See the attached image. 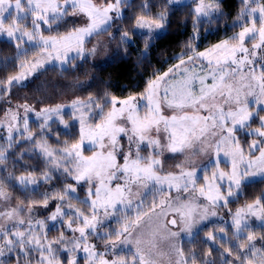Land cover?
Here are the masks:
<instances>
[{"label":"snow or ice","instance_id":"1","mask_svg":"<svg viewBox=\"0 0 264 264\" xmlns=\"http://www.w3.org/2000/svg\"><path fill=\"white\" fill-rule=\"evenodd\" d=\"M194 5L193 42L203 25L211 30L216 24L219 31L224 18L221 0ZM131 6L129 0H0V39L14 49L21 69L0 78V100L7 97L11 105L12 90L26 88L23 82L38 66L55 61L61 71L76 67L73 61L85 58V38L110 33ZM152 7L145 0L128 21L131 27L117 26L110 41L119 37L127 54L132 38L141 35L147 58L152 33L168 21L163 11L150 14ZM78 12L88 22L61 34L59 22ZM225 28L233 35L176 56L174 67L154 74L139 97L104 92L69 104L8 108L0 123L7 129L0 143V264H80V253L84 264H217L214 254L220 264H264V193L229 209L246 195L249 178L264 181V0H240ZM29 46L38 59H25ZM96 52L93 47L88 54ZM30 113L40 121L37 133L29 128ZM53 124L63 131H53ZM240 133L251 139L247 150ZM53 135L56 147L48 143ZM61 135L68 137L63 143ZM28 152L37 163L21 166L18 175V161ZM165 153L181 157L178 171L165 169ZM221 154L230 171L221 169ZM201 155L209 157L207 164L196 163ZM173 190L187 196L173 197ZM218 208L229 209L230 223L223 217L205 223ZM154 217L158 223L146 234L142 229ZM201 231L207 252L186 253L181 233L194 242Z\"/></svg>","mask_w":264,"mask_h":264},{"label":"trees","instance_id":"2","mask_svg":"<svg viewBox=\"0 0 264 264\" xmlns=\"http://www.w3.org/2000/svg\"><path fill=\"white\" fill-rule=\"evenodd\" d=\"M153 5L149 9L150 14L155 15L164 12L168 21L162 34L149 42V51L147 58H143L141 53L144 51V42L141 35L132 38L133 44L128 48L127 54L123 51V46L119 44V37L112 42L113 51L108 60L104 62H91L89 60L77 61L76 67L70 66L66 71L56 67L48 68L42 71L26 88L16 87L12 90L13 96L11 102H28L37 108L55 105L63 101H71L80 98L87 99L89 95L96 96L108 92L119 99L134 95L139 97L147 86V82L154 77V74H163L169 68L174 67L175 57L181 53H188L191 46L198 47L199 50L214 45L219 40L233 35V32L225 28V24L231 25L235 20L239 9L240 0H221V10L224 13L219 25V31H216L217 25L213 24L211 30L208 25H203L199 33V38L192 41L194 18L190 15L193 9V3L179 1L177 4H166L165 0H148ZM132 6L124 8L126 17L123 21H118L117 26L128 29L131 25L128 23L133 15H139V7L145 0H131ZM14 49L5 41L0 39V62L11 60L6 66L0 63V78L6 75L16 74L19 68V61L13 59ZM7 97L0 100V116L5 112L8 103ZM36 101H43L37 104ZM71 122V121H70ZM33 133L38 132L37 122H32ZM59 129L63 131L62 125L53 124V131ZM78 135V128L73 133ZM68 137L61 135L59 143H63ZM48 143L56 147L57 137L53 135ZM88 152V151H87ZM31 156V159L28 157ZM37 163V156L31 152L26 153V158L18 161L16 172L21 174V166H33ZM245 196L239 200L233 201L229 207L236 209L242 207L246 202H251L252 198L264 193V181H255L248 184L244 189ZM15 195V194H14ZM83 195V194H82ZM116 227V225H113ZM209 230H212L211 228ZM204 232H200L194 242L184 240L182 247L187 253L190 249L195 251L197 256L203 257L207 252V246L201 241L205 240ZM229 239L231 236L229 234ZM219 247V243L216 245ZM221 251L223 249L221 248ZM217 264H220V258L214 254ZM80 261L83 258L80 257Z\"/></svg>","mask_w":264,"mask_h":264},{"label":"rangeland","instance_id":"3","mask_svg":"<svg viewBox=\"0 0 264 264\" xmlns=\"http://www.w3.org/2000/svg\"><path fill=\"white\" fill-rule=\"evenodd\" d=\"M130 1L131 0H129V2ZM179 1H184V0H179ZM185 1L186 2H191V3H193V7L195 6L194 5V0H185ZM61 2H63V0H61ZM89 2L95 4V3H102L103 0H89ZM173 4H177V3H173ZM122 11H124V9H122ZM118 21L119 20H116V21L112 22L113 27H112L110 33L105 34V35H101V36L86 37L85 38V44H84V48H85L84 56H85V58L76 59L75 61H73V63L76 65L78 60L79 61H81V60L82 61L83 60H89V61H91L93 63H95V62H104V61L108 60L110 55H111V53H112V51H113V48H112V42L113 41H110V36H111L112 33H114L116 31L115 25L118 24ZM87 22H88L87 21V17L84 15V13L78 12L76 15H71L70 14L69 16L64 18V21L59 22V30H60L61 34H63L66 31L71 30L73 27H82ZM47 27L48 26H45V28H47ZM56 27H57V25H55V24L52 25V28H56ZM139 31L141 33H146L147 29H142V30H139ZM163 31H164V29L156 30L155 32L152 33V35L154 37H156V36L162 34ZM45 34H47V33H45ZM211 46H209V47H211ZM93 47H97V52L94 55H89L88 53ZM209 47H206L204 49L199 50L198 47H196V45H194V47L191 46L189 48L188 54H191V49H197L199 51H205ZM32 51L33 50L29 46V55L27 57H25V59H27L28 61H32L34 59H38L37 56L32 54ZM70 55L75 56L76 53L72 52ZM70 66H72V65H65L63 67L68 68ZM51 67H56V68L61 69L62 66L59 64V62H55V61L48 62V63H45V64H43L41 66H38L37 68L31 70V72L28 75L27 79L23 83L24 84L30 83L42 71H44V70H46L48 68H51ZM20 71H21V69L17 73H19ZM71 101H63V102H60L59 104H69ZM20 103L21 102H16V101L13 100V102H11V105L8 104L5 112L0 116V123L5 121V113L7 112L8 108L10 106L15 108V106L17 104H20ZM141 103H143V102H141ZM52 106H54V105H52ZM33 107H35V106H33ZM35 108H37V107H35ZM32 122H37L38 124L40 123V121L35 118V114L34 113H30L29 114V128L32 127V125H33ZM6 135H7L6 127L0 128V143L3 142V138L6 137ZM240 139H241L242 146L247 150V145L249 143H251V139L248 138V137H245L243 135V133H240ZM84 147H85V155H91V151L88 150V149L91 148V145H89L88 143H85ZM257 155H258V153H257ZM221 159L223 161L221 163V165H220L221 169L224 170V171H230V161H228L225 158H223L222 154H221ZM164 160H165L164 167H165V169L167 171H178V169H175L174 166L181 162V157L179 155L173 156L171 153H165ZM195 161L199 165L207 164L208 161H209V157L201 155L199 157H196ZM198 175H200V174L198 173ZM260 180H261L260 177H251V178H249V183L255 182V181H260ZM171 195L173 197H176L178 195L181 196V197L187 196L186 193H177L175 190L172 191ZM155 198L157 200H159L161 198L167 199V197H160L158 194L155 196ZM152 199H153V197L151 195L148 196L147 200L145 201V207H147L148 205L151 204ZM198 203L204 204V203H207V201H204L203 198H199ZM229 209H231V211H235L237 208L236 209H232V208L229 207ZM229 209H220V208L216 209L217 217H212L209 221H207L205 223H208V224H211L213 222L220 223L222 221L219 220V217H223V221L224 222L230 223V217L227 214ZM157 211H160V209L158 208ZM131 215L135 216V211H133L131 213ZM172 215H174V213H169L168 218H171ZM144 219H145V221H147L148 218L145 217ZM157 223H158V221L154 217L153 220L150 221L148 224H146L142 230L147 234V233H149L151 231V228L154 227ZM169 227L172 228L174 231L178 230V226L172 227V226L169 225ZM217 235H223V234L222 233H217ZM181 236L184 237L183 241L184 240H188V238L186 236H184L183 233H181ZM79 256L83 258V253H80ZM80 264H84V261H82V262L80 261Z\"/></svg>","mask_w":264,"mask_h":264},{"label":"water","instance_id":"4","mask_svg":"<svg viewBox=\"0 0 264 264\" xmlns=\"http://www.w3.org/2000/svg\"><path fill=\"white\" fill-rule=\"evenodd\" d=\"M170 226H172V225H170ZM172 227H174V226H172Z\"/></svg>","mask_w":264,"mask_h":264}]
</instances>
